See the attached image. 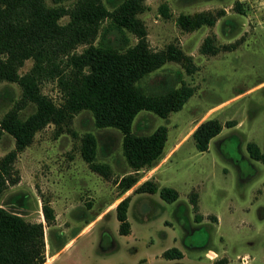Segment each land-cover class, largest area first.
Returning <instances> with one entry per match:
<instances>
[{
  "label": "rangeland",
  "instance_id": "1",
  "mask_svg": "<svg viewBox=\"0 0 264 264\" xmlns=\"http://www.w3.org/2000/svg\"><path fill=\"white\" fill-rule=\"evenodd\" d=\"M60 2L69 6L73 0ZM143 4L138 16L146 25L149 46L158 50L172 44L189 54L196 66L187 71L181 62L169 60L138 80L149 94L183 84L193 88L180 109L166 116L142 109L133 118L135 134L150 133L160 124L167 127L163 156L138 171V180L122 192L118 180L132 172L122 151L123 133L115 126H97L93 114L81 109L62 127L49 123L36 131L17 153L13 172L18 179L5 186L1 203L27 220L43 222L42 264H136L144 257H149V264H208L207 256H215L209 248L226 251L230 264H242L241 255L251 258L246 264H264V163L251 157L246 147L254 141L264 152V0H143ZM198 11L211 12L214 23L181 28L178 15ZM67 20L68 15L60 18ZM126 35L135 42V36ZM207 37L213 48L204 52ZM108 39L122 41L114 31ZM84 46L78 44L76 51ZM32 64L31 58L25 59L19 73L29 71ZM40 90L57 104L63 100L56 79L42 80ZM21 92L17 82L0 81V119L18 104ZM33 109L34 104L26 102L19 113L25 116ZM208 118H217L222 129L209 140L207 150L199 151L192 132ZM88 132L96 140L94 161L108 165V176L92 169L82 155V138ZM13 147L14 137L4 131L0 156ZM146 179L159 188H176L178 197L167 201L158 190L134 191ZM17 194L24 195L23 203L15 200ZM193 194L196 208L190 201ZM127 195L131 231L122 234L115 206ZM43 199L54 208L55 219L49 225L41 211ZM196 210L207 214L201 222ZM170 246L184 256L158 261L155 254Z\"/></svg>",
  "mask_w": 264,
  "mask_h": 264
},
{
  "label": "trees",
  "instance_id": "2",
  "mask_svg": "<svg viewBox=\"0 0 264 264\" xmlns=\"http://www.w3.org/2000/svg\"><path fill=\"white\" fill-rule=\"evenodd\" d=\"M0 0V81L17 82L22 89L18 104L9 108L0 119V136L4 131L14 137V147L0 156V264H42L45 261L44 224L25 219L17 211L1 203V194L8 183H15L13 162L17 153L30 142L36 131L53 123L58 127L68 123L81 109L89 110L97 126L111 125L122 133V151L132 172L118 180L122 192L139 178L138 171L152 167L163 156L167 140V127L158 125L147 134H135L131 125L142 109L166 116L182 107L193 88L188 85L172 87L164 93L149 94L138 85V80L169 60L181 62L187 71L195 69L189 54L168 44L154 50L147 40L144 21L138 16L143 10V0H73L66 6L61 0ZM235 6L241 9V3ZM166 13V7L162 9ZM68 15L66 22L60 18ZM215 16L208 11L193 14L180 13L177 22L181 28L192 30L202 24H213ZM106 23L103 24V21ZM121 34V42H110L108 34ZM126 32L136 37L130 43ZM208 37L201 50L212 51ZM78 44H85L76 51ZM33 60L25 73L18 68L25 59ZM44 79H56L62 92V102L57 104L40 90ZM32 102L34 109L21 116L22 104ZM222 124L217 118L201 121L194 128L192 138L199 151L208 149L209 140L219 133ZM249 155L264 163V152L258 144L249 141ZM96 140L88 132L82 138L81 151L90 167L108 176L107 164L94 161ZM159 191L160 196L173 201L178 197L176 188L163 185L160 188L151 179L142 181L134 191ZM190 197L196 208L197 199ZM24 195L17 194V202L23 203ZM130 196L123 197L115 206L119 220V232L127 234L130 222L127 207ZM41 211L46 224L55 219L54 208L43 199ZM197 220L200 214L195 212ZM62 240V238H61ZM65 243V242H64ZM64 243L62 245H64ZM167 258L181 257L176 246L166 248ZM226 256L214 259L212 264H227ZM136 264H143L140 259Z\"/></svg>",
  "mask_w": 264,
  "mask_h": 264
},
{
  "label": "crops",
  "instance_id": "3",
  "mask_svg": "<svg viewBox=\"0 0 264 264\" xmlns=\"http://www.w3.org/2000/svg\"><path fill=\"white\" fill-rule=\"evenodd\" d=\"M179 145L178 144H176V146H175V148L176 147H178ZM197 206H198V201H197ZM196 212L197 213H199L200 214V219H199V222H201L202 220H204L205 219V217H206V215L207 214H205V213H202V212H198V210H196ZM215 215V216H214ZM213 216L214 217H216L215 219H216V221L214 222L215 224H218V222H219V217L216 215V214H214ZM130 231H131V226H130ZM129 231V232H130ZM171 247V246H170ZM168 248V247H167ZM178 248V247H177ZM166 248H164V249H162L161 251H159L157 254H155V256L156 257H159V259H158V261H163V259L164 258H166V259H168V260H171V259H178V258H182L183 256H184V253H183V251L181 250V252H182V256L181 257H175V258H167V257H165V256H163L162 255V252L165 250ZM179 249V248H178ZM180 250V249H179ZM209 251L210 250H212L213 252H214V254H215V256H213L212 258H209L208 256H207V258L209 259V263L208 264H212V262L214 261V259H216L217 257H219V256H226V254H225V252L224 253H219L218 251H216V250H214V249H212V248H209L208 249ZM244 254H246V253H244ZM162 257H164V258H162ZM227 257V256H226ZM142 260H143V264H149V257H144V258H141ZM227 259H228V263L227 264H230V259L227 257ZM239 259V258H238ZM251 258H249V260H250ZM248 260V261H249ZM248 263V262H247Z\"/></svg>",
  "mask_w": 264,
  "mask_h": 264
},
{
  "label": "built area",
  "instance_id": "4",
  "mask_svg": "<svg viewBox=\"0 0 264 264\" xmlns=\"http://www.w3.org/2000/svg\"><path fill=\"white\" fill-rule=\"evenodd\" d=\"M213 254V253H212ZM239 259H240V262L242 263V264H246L247 262H248V260H249V257L247 256V255H241L240 257H239Z\"/></svg>",
  "mask_w": 264,
  "mask_h": 264
}]
</instances>
